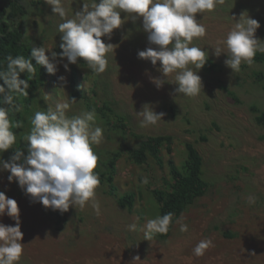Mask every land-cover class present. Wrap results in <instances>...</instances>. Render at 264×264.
I'll list each match as a JSON object with an SVG mask.
<instances>
[{"label": "rangeland", "instance_id": "obj_1", "mask_svg": "<svg viewBox=\"0 0 264 264\" xmlns=\"http://www.w3.org/2000/svg\"><path fill=\"white\" fill-rule=\"evenodd\" d=\"M21 1L27 7L22 19L26 38L33 47L60 53L61 18L52 13L44 0ZM82 3L83 0H64L68 18L81 9ZM125 15L121 13L122 19ZM240 15L259 22L255 36L264 43V0H225L214 11L197 14L207 35L194 39L193 44L205 48L216 66L210 72L198 71L203 89L196 97L175 93V83L165 82L159 89L152 83V77H161L160 62L154 66L138 58V51L152 46L139 17L134 22L130 17L114 29L111 39L102 37L115 47L114 53L107 54L105 72L95 74L79 60L65 70L64 58L55 74L46 73V85L35 96V112L65 102L74 90L85 93L86 99L75 98L69 115L90 110L87 103L108 107L103 109L106 117L95 111L96 124L104 135L103 142L94 146L99 156L96 169H104L102 162H106L109 152L120 150L113 184L118 194L133 192L135 202L132 211L127 212L100 184L96 190L100 215L90 204L83 210L70 206L61 213L34 202L15 180L8 181L7 170H0V191L15 199L20 210L24 253L19 264H264V126L256 123L250 110L255 105L264 111V80L252 76L253 72L264 74V58L254 60L251 66L242 64L239 73H232L224 64L226 54H213V48L226 37ZM43 34H48L47 38L43 39ZM220 46L226 52V46ZM72 66L76 67L77 77L72 74ZM60 76L65 77L66 83L58 80ZM146 103L165 115L156 126L142 128L136 112ZM120 117L127 126L125 132L112 126ZM131 132L140 136L170 135L171 149L167 151L166 145L160 147V161L148 156L144 163H134L125 153L126 147L137 146L139 140ZM185 142L192 143L202 157L208 188L177 217L185 218L188 232H181L180 225L174 222L167 238L145 240L142 226L158 216L151 189L166 187L169 161L175 166L183 161ZM0 159L6 161L3 153ZM250 194L256 196L255 204L247 202ZM54 212L61 214V221H57ZM134 221L138 230L128 231L127 225ZM0 223L15 225L7 215L0 217ZM205 238L212 239L215 246L195 257L193 248ZM136 256L140 260H133Z\"/></svg>", "mask_w": 264, "mask_h": 264}, {"label": "clouds", "instance_id": "obj_2", "mask_svg": "<svg viewBox=\"0 0 264 264\" xmlns=\"http://www.w3.org/2000/svg\"><path fill=\"white\" fill-rule=\"evenodd\" d=\"M44 3L63 21L58 25L62 51L57 53L37 46L32 47L28 58L23 55L5 58L6 70H0V105L9 107L0 106V153L16 143L17 137L12 129L20 127V122L13 121L10 114L13 109L21 111L22 105L13 101L16 96L28 97V80L36 73L35 65L44 66L48 74H55L64 58L67 61L63 63L65 70L69 64H78V58H83L93 73L105 72L107 54L114 53L115 47L112 43H105L102 37L111 39L113 30L119 29L130 17L133 22L142 18L147 41L154 46L138 51L137 55L154 66L160 62L161 77L151 78L157 89L167 82L175 83V93L185 97H196L202 92L203 83L198 71L208 61V51L193 41L204 38L207 29L199 22L197 14L214 11L225 0H83L81 9L75 11L72 18H68L64 0H44ZM121 13L126 14L123 19ZM235 21L226 37L213 48V54L216 57L226 54L225 66L232 73H239L242 64L251 66L256 53L264 52V43L255 36L260 27L256 19L248 15L241 18L240 15ZM220 45L226 46V52ZM46 52L50 54L46 55ZM21 73L29 74L28 79H21ZM172 74H175L173 79L168 80ZM58 80L66 83L63 76ZM48 99L46 95L45 100ZM76 101L68 97L54 107L36 111L30 120L31 130L24 137L27 155L21 148L14 149L8 161L0 159V170H7L10 173L8 181L15 180L34 202H40L45 208L64 213L70 206H79L83 210L90 204L100 215V203L96 198L100 178L95 171L99 156L94 146L103 142V129L96 124L94 109L69 115ZM136 115L141 118L139 126L147 128L156 126L165 114L155 112L146 103ZM256 199L250 194L247 202L255 204ZM19 212L16 200L0 191V217L7 215L15 221L14 226L0 223V264H19L23 256ZM173 217L174 213L167 212L148 219L141 229L144 239L150 241L157 234L166 235ZM184 219L180 217L175 222L180 225L181 232H188L189 226ZM127 229L137 231V222L127 225ZM214 246L212 239H202L193 248V255L201 257ZM133 260L140 258L136 256Z\"/></svg>", "mask_w": 264, "mask_h": 264}, {"label": "trees", "instance_id": "obj_3", "mask_svg": "<svg viewBox=\"0 0 264 264\" xmlns=\"http://www.w3.org/2000/svg\"><path fill=\"white\" fill-rule=\"evenodd\" d=\"M31 3L34 4L36 2L31 1ZM26 14V4H24L21 0H0V70H6L7 61L5 58L8 55H12L13 57L17 55H23L25 58L30 56L33 46L30 40H28L24 35V22L22 20ZM47 36L48 34L45 36L43 34L42 38H47ZM57 49L58 48H56V50ZM263 58L264 53L257 52L254 60L258 61L262 60ZM78 60L83 65H85L83 58H78ZM33 63L35 64L34 60ZM215 66V62L208 58V61L200 70L204 72H210ZM35 67V75L31 77V80H28V97H14L13 103L16 105H22V110L15 111V109H13L10 114V118L13 121L20 122V127H14L12 129V131L16 134L17 140L12 148L3 152V156L6 161H8L14 154V149L16 148H21L24 151V154L27 155L26 141L24 140V137L29 134L32 127L30 120L35 113V96L36 93L46 85L47 81V72L44 66L35 65ZM71 69L72 74L77 77V74H75L76 67L72 66ZM28 75L29 74L27 73H21L20 78L28 79ZM252 76L258 81L264 80V74L261 72H253ZM71 81H74V78H71ZM0 83H2V81H0ZM79 92L74 90L70 93V95L72 98L80 97L82 99H86L85 93ZM86 105L87 109H94L97 113L100 112L102 117H106L103 109H108V107L105 104L102 105V108L93 107L88 103ZM0 106L9 107L8 105ZM250 110L254 114L256 123L264 126V111L255 105H251ZM105 123L108 124L109 120L105 119ZM112 126L121 129L123 132H125V129H127L122 117L119 118L117 124L114 123ZM131 134L137 137L139 140L137 142V146L126 147L125 153L134 163H144L148 156L160 161V147L162 145H166L167 151H170L171 149L170 143L172 136L170 135L158 134L140 136L132 132ZM261 138L264 139V134L261 136ZM201 139L204 138L201 136ZM184 149L185 158L178 166H175L171 161H169V182L167 183L166 187L162 189H151L152 197L157 204L158 215L162 216L167 212L174 213L173 223L170 225L168 233L166 235L157 234L153 238H158L161 240L167 238L171 232L176 218L186 209L188 205L192 204L196 198L202 196L208 188V183L203 178L202 157L200 156L199 152L190 142L184 143ZM120 155V150L109 152L106 162H102L104 169L99 171L96 169L95 171L99 173L100 184L105 186V193L115 198L116 202L121 208L126 209L127 212H131L134 207L135 194L133 192L118 194L113 184L116 169L115 165ZM54 214L58 218L57 221H61V214L59 212H54ZM224 235L231 236V233H224Z\"/></svg>", "mask_w": 264, "mask_h": 264}]
</instances>
